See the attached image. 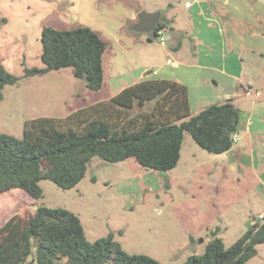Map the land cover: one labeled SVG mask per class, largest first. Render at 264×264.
Listing matches in <instances>:
<instances>
[{
  "label": "rangeland",
  "instance_id": "1",
  "mask_svg": "<svg viewBox=\"0 0 264 264\" xmlns=\"http://www.w3.org/2000/svg\"><path fill=\"white\" fill-rule=\"evenodd\" d=\"M40 1L0 0V16L9 21L0 28V59L6 70L20 77L3 89L0 133L16 138L22 137L27 120L63 118L113 93L106 84L99 91L87 89L70 69L23 77L25 67L43 64L34 25H28V35L20 28L17 12L24 6L35 23ZM115 4V12L122 7L135 10L137 0H115ZM47 21L42 27L64 29L55 16ZM126 67L120 64L125 71ZM235 104L240 121L229 151L209 153L184 133L179 161L168 171L144 168L134 158L107 163L94 157L83 179L71 189L42 180L40 200L19 189L1 193L0 227L14 215L33 214L37 206L58 207L79 218L88 241L112 232L126 253L148 255L159 264H181L188 256L201 254L216 228L217 237L229 247L251 223L264 217V83ZM246 264H264V243L256 246V255Z\"/></svg>",
  "mask_w": 264,
  "mask_h": 264
},
{
  "label": "trees",
  "instance_id": "2",
  "mask_svg": "<svg viewBox=\"0 0 264 264\" xmlns=\"http://www.w3.org/2000/svg\"><path fill=\"white\" fill-rule=\"evenodd\" d=\"M6 23L0 16V26ZM162 27L166 26L159 22L156 30ZM151 35L157 41L156 32ZM39 42L43 67H25L23 77L70 69L87 89L102 88L107 44L92 29L43 26ZM19 80L0 59V101L4 87ZM135 108L139 110L134 112ZM239 121L240 110L231 100L192 114L184 85L164 79L142 80L66 117L27 120L21 138L0 133V194L19 189L40 200L42 180L71 189L83 179L94 157L107 163L134 158L144 168L168 171L179 161L184 133L201 149L222 154L232 148ZM218 231H211L201 254L190 255L181 264H246L256 255V246L264 243V217L251 223L229 247L217 237ZM0 264L159 262L148 255L126 253L112 232L90 242L73 212L37 206L33 214L14 215L0 227Z\"/></svg>",
  "mask_w": 264,
  "mask_h": 264
},
{
  "label": "crops",
  "instance_id": "3",
  "mask_svg": "<svg viewBox=\"0 0 264 264\" xmlns=\"http://www.w3.org/2000/svg\"><path fill=\"white\" fill-rule=\"evenodd\" d=\"M181 1L137 0L135 10L122 7L115 12V0H42L35 23L24 6L13 10L28 35V25H34L37 41L50 16L64 29L96 32L107 44L103 84L113 93L105 100L142 80L164 79L187 88L192 114L226 100L239 108L235 101L264 83V0ZM141 10L160 12L159 22L166 26L163 44L130 29ZM122 62L126 71L120 68Z\"/></svg>",
  "mask_w": 264,
  "mask_h": 264
},
{
  "label": "water",
  "instance_id": "4",
  "mask_svg": "<svg viewBox=\"0 0 264 264\" xmlns=\"http://www.w3.org/2000/svg\"><path fill=\"white\" fill-rule=\"evenodd\" d=\"M136 23L132 30L136 33H153L156 32L160 21V12H146L141 10L136 16Z\"/></svg>",
  "mask_w": 264,
  "mask_h": 264
},
{
  "label": "built area",
  "instance_id": "5",
  "mask_svg": "<svg viewBox=\"0 0 264 264\" xmlns=\"http://www.w3.org/2000/svg\"><path fill=\"white\" fill-rule=\"evenodd\" d=\"M189 5V3H185L184 6L187 7ZM166 32V28L162 27V28H159L158 30H156V35H157V42L159 44H163L164 42V39H163V35L164 33ZM153 74H155V72H152ZM236 133L232 135V140L233 142H235L236 140Z\"/></svg>",
  "mask_w": 264,
  "mask_h": 264
}]
</instances>
